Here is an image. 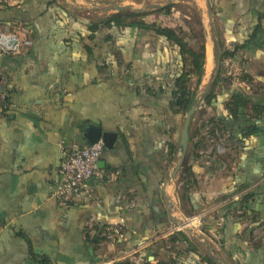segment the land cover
Listing matches in <instances>:
<instances>
[{
	"label": "crops",
	"instance_id": "1",
	"mask_svg": "<svg viewBox=\"0 0 264 264\" xmlns=\"http://www.w3.org/2000/svg\"><path fill=\"white\" fill-rule=\"evenodd\" d=\"M62 1L14 0L0 10V30L31 43L19 55L0 54V97L7 103L0 112V264H205L204 255L218 264H264V118L227 119L233 143L226 174L210 177L214 146L199 150L189 223L201 235L184 233L194 245L169 241L176 216L184 214L176 198L178 174L169 180L181 118L170 112L169 97L139 94V74L126 72L123 63L88 61L73 26L91 20L76 15L90 10L91 0ZM169 1L153 7L176 4ZM191 1L204 7L206 17L208 7L212 56L247 42L221 64L227 82L218 88L216 113L223 114L233 90L264 100V0ZM202 27L206 65L210 38ZM243 73L251 85L239 82ZM204 109L203 122L213 116L212 108ZM87 126L115 140L104 147L98 175L87 183L92 200L61 204L53 196L60 148L86 146ZM246 127L251 131L242 139ZM244 193L251 195L249 219L239 221L227 205ZM109 224H120L124 233L115 245L100 237Z\"/></svg>",
	"mask_w": 264,
	"mask_h": 264
},
{
	"label": "trees",
	"instance_id": "2",
	"mask_svg": "<svg viewBox=\"0 0 264 264\" xmlns=\"http://www.w3.org/2000/svg\"><path fill=\"white\" fill-rule=\"evenodd\" d=\"M8 5L0 6V10L8 9ZM59 11L63 12L61 8ZM174 12L180 13L182 21L188 28V34L182 26L172 28L152 17L173 16ZM60 14L63 16V13ZM196 24L195 29L189 26L186 14L179 11L176 4H168L154 7L151 12L123 8L114 14L78 24V27L73 26V29L77 35L74 40L86 53L88 61L101 66L117 67H121L123 63L126 72L131 70L130 73L134 71V74H139L135 78L139 94L145 93L146 96L154 97L159 93L160 96L169 97L170 112L181 118L194 104L205 73L204 31L200 19L196 20ZM124 43L128 45V50L125 49ZM246 44L247 42L233 49L224 50L220 57L221 64L223 60L232 58ZM123 51L126 52L125 57H122ZM220 67L209 91L202 97L204 106L212 108L213 116L203 122L197 131L189 132L186 156L177 175V203L187 217L195 214L191 200L197 186L195 163L201 160L198 152L205 147L204 142L212 140L214 144V149L208 156L212 162L209 168L210 177L214 178L219 173L226 174L230 171L231 162L226 150L231 149L233 143L230 128L226 125L227 119L236 122L239 117H244L248 123L253 119L264 118V100L248 96L242 90H233L228 101L222 106L223 114L216 113L213 103L218 95V88H222L227 82V79L221 76ZM238 80L245 85L252 83V78L244 73ZM1 104L4 109L7 103L2 100ZM249 130L251 131L250 127H246L242 139L247 138ZM218 145L224 150L222 154L216 153L215 147ZM169 149L172 154L174 148L170 145ZM238 197L237 200L228 203L227 210L236 215L239 221H246L249 219L247 205L251 195L244 193ZM99 241L97 238L95 243ZM169 241L188 245L195 243V240L187 237L184 232H173L169 236ZM202 260L205 264H218L214 258L207 255H204ZM120 264L130 263L125 261Z\"/></svg>",
	"mask_w": 264,
	"mask_h": 264
},
{
	"label": "built area",
	"instance_id": "3",
	"mask_svg": "<svg viewBox=\"0 0 264 264\" xmlns=\"http://www.w3.org/2000/svg\"><path fill=\"white\" fill-rule=\"evenodd\" d=\"M10 2L11 0H0V6L8 5ZM30 45V41L0 30V54L19 55ZM1 101L0 97V112L2 110ZM60 149L59 179L53 189L54 198L61 204H68L75 200L91 201L92 197L87 189V183L98 175V162L104 150L103 144L97 142L82 147L77 145L61 146ZM186 224V222H181L174 226V232H183L187 227ZM92 234L96 235V232L92 230ZM100 237L105 243L115 245L123 240L124 233L120 224H109L105 226Z\"/></svg>",
	"mask_w": 264,
	"mask_h": 264
},
{
	"label": "rangeland",
	"instance_id": "4",
	"mask_svg": "<svg viewBox=\"0 0 264 264\" xmlns=\"http://www.w3.org/2000/svg\"><path fill=\"white\" fill-rule=\"evenodd\" d=\"M63 1H62V3L64 4ZM66 1L70 2L69 0H66ZM124 1L125 0H91V4L88 5V6H90V7H88V8H90V10L80 9L79 14H76V15H78V16L83 15V16L88 17L91 20H93V19H97V18H100L103 16H107V15L116 13L117 11L112 10V8H114V7L123 6V8L128 7L131 10L151 12L154 8L153 6L166 4V2H164L166 0H164V1H159V0H130V1H127L126 3H124ZM174 3H176L178 10L181 11L182 13L186 14V16L189 18V26H192L195 29V26L197 25L196 20L200 19L201 22L203 23L204 28L205 27L207 28V33H208V36L210 38V40H208V38H207V43L210 41H211V43H214L215 36L213 35L210 26H208L209 21H208V18L206 17L204 7H202V9L198 8V4L195 3L194 1H191V0H175ZM73 12L75 13V11H73ZM152 17L156 18L158 21H162L164 24H166L167 26L172 27V28H177L178 26H182L185 33L188 34V28L184 24V22L182 21L181 15L178 12L177 13L174 12L173 16L160 17L158 15H153ZM213 27L216 29V26L214 24H213ZM123 45H124L125 49L128 50V45H125V43ZM212 76H213V66L210 68L209 71L206 72L205 76L203 77L202 83L197 90L196 98L199 99L200 103H199V105H198V107H197V109H196V111L192 117V120H191L190 128H192L193 130L202 124V122L206 116V113H205L206 110L204 109L205 106L202 102V97L200 98L199 96H200V94L205 92V90L207 88V82L209 81L210 78H212ZM192 82L194 83V80ZM184 118H185V116L181 117L180 127L183 124ZM204 145L205 146L207 145L206 148H207L208 152H210L211 147L214 146V144H211V143L208 144L207 142H205ZM206 148L204 147V149H206ZM215 149H217L218 154H222L224 152V150L221 147H219V148L215 147ZM176 219L179 221L176 220L177 223H175V226L179 225V223H181V222H186L187 224H189L188 225L189 227L188 226L185 227V229L187 228V232L190 233V230H191V231H194V233L197 234L198 236L201 235L199 232L198 226H196L197 228H195L194 225L189 223L190 221H193L192 220L193 218H189L187 216H184V214H183V215H179V217L176 216ZM183 232L187 233L185 230H183ZM193 236H194V234H193Z\"/></svg>",
	"mask_w": 264,
	"mask_h": 264
},
{
	"label": "water",
	"instance_id": "5",
	"mask_svg": "<svg viewBox=\"0 0 264 264\" xmlns=\"http://www.w3.org/2000/svg\"><path fill=\"white\" fill-rule=\"evenodd\" d=\"M122 8L121 7H114L112 8V10L114 11H120ZM207 9V18L208 20L210 19V13L208 10V7L206 6ZM217 46H218V42H216ZM219 48V47H218ZM221 50H218V56H214L213 54V76L212 78L209 79V81L207 82V88L205 90V92H203L202 94H200V98L203 97V95H205L208 91L210 86L213 84V81L216 79L217 75H218V71H219V67L221 65ZM0 92H2V90L0 89ZM199 99L195 98V102L194 104L191 106V108L188 110V112L185 115L183 124H182V130L180 133V137H179V142L177 145V151H176V155H177V163L175 165V168L172 172V174H170L169 176V180H173L174 177L179 173L181 166L183 164L184 158L186 156V152H187V148H188V139H189V130H190V124H191V120L192 117L199 105ZM83 139L86 141L87 145L90 144H94L97 142H101L103 144V146L105 148H111V146L114 143L115 140V135L114 134H110V133H104L102 132V130L98 127H92V126H87L83 129ZM187 232V229H184ZM187 234H189L187 232ZM190 235V234H189ZM152 257L151 256V252L147 251L146 253V258Z\"/></svg>",
	"mask_w": 264,
	"mask_h": 264
},
{
	"label": "bare ground",
	"instance_id": "6",
	"mask_svg": "<svg viewBox=\"0 0 264 264\" xmlns=\"http://www.w3.org/2000/svg\"><path fill=\"white\" fill-rule=\"evenodd\" d=\"M206 65H205V70L206 72L210 70L213 64V56H212V47L211 43L208 42L206 45Z\"/></svg>",
	"mask_w": 264,
	"mask_h": 264
}]
</instances>
